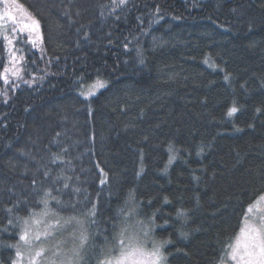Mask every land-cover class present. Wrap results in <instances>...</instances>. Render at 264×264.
Returning a JSON list of instances; mask_svg holds the SVG:
<instances>
[{"label": "trees", "instance_id": "obj_1", "mask_svg": "<svg viewBox=\"0 0 264 264\" xmlns=\"http://www.w3.org/2000/svg\"><path fill=\"white\" fill-rule=\"evenodd\" d=\"M17 3L42 43L5 82L0 37V264L45 193L109 239L134 206L165 264H221L264 194V0Z\"/></svg>", "mask_w": 264, "mask_h": 264}, {"label": "snow or ice", "instance_id": "obj_2", "mask_svg": "<svg viewBox=\"0 0 264 264\" xmlns=\"http://www.w3.org/2000/svg\"><path fill=\"white\" fill-rule=\"evenodd\" d=\"M120 2L124 3L125 0ZM0 3L6 6L4 11L0 12V21L16 20L17 17L11 11L15 7L17 13L27 21L22 25L21 31H27L33 47H38L42 43L39 20L28 13L22 4L17 3V0H0ZM11 31L16 32L17 29L13 27ZM3 39L9 46L12 45V39L7 34L3 35ZM16 60L13 52L11 55L13 67H6L2 74L5 82L8 73L18 76V70L15 68ZM105 86L106 82L97 79L86 93L81 94L87 97L94 94L92 89ZM236 111L237 109L233 107L229 114ZM48 197L49 194L45 193L39 201L43 204L40 212H32L28 218H19L22 220L20 240L27 246L28 264H91L92 260H95L96 264H159L162 259L161 243H172L171 240L160 242L149 236L145 232L144 221L135 218L138 214L134 206L129 209V219L118 224L119 230H114L109 239L105 235L107 229L101 228L99 222L92 218L96 215L95 207L80 213L75 204L56 200L61 208L71 207L76 212L75 215L64 216L50 208ZM52 199L56 198L52 197ZM260 202H264V195L258 198L256 204ZM177 215L179 216L180 213ZM51 220H54V223L49 222ZM92 225L97 226L95 233L89 231ZM152 226L154 225L148 227ZM54 233L62 238L57 240ZM180 234L187 236L183 231ZM96 235L103 237L102 245L95 243ZM41 237L44 239L41 240ZM34 241L40 243L36 244ZM149 241L153 245L151 248L148 247ZM14 247L17 248V256H21L19 245ZM227 258L231 264H264V211H257L254 205H249L243 226L229 245ZM163 259L166 261L167 257L164 255Z\"/></svg>", "mask_w": 264, "mask_h": 264}, {"label": "rangeland", "instance_id": "obj_3", "mask_svg": "<svg viewBox=\"0 0 264 264\" xmlns=\"http://www.w3.org/2000/svg\"><path fill=\"white\" fill-rule=\"evenodd\" d=\"M118 3H121L120 0H110V4L113 5V6H115ZM5 7L6 6L4 4L0 3V12H3L4 9H5ZM11 11H12L13 15L17 17L16 20L4 19L3 21H0V37L3 39V35L4 34H7L9 36V38L12 39V45L11 46H9L8 43H7V41H5L3 39L4 42H5L6 53H7L6 54V64H5L4 69L6 67H9V68L13 67V64L11 63V55L14 52L15 53V56L17 58L16 63H15V68L18 70V76H13L11 73H8L7 74V78L13 79V80H15L17 82L19 81V82H22V83L24 82L25 83V81L22 79V58H23V53L21 51L22 48L20 47L19 44L20 43H25V45H29V46H32V47H33V45L31 44V40H30V37H29L28 32L27 31H21L22 25L25 22H27V21L25 20V18L21 14H18L17 13L15 7H13L11 9ZM13 27H15L17 29L16 32H12L11 31V29ZM34 48L39 49V46L38 47H34ZM3 73H4V71H3ZM97 79L106 82L102 78H96L93 81H91L90 83L81 85L77 89L78 95H80L82 98L87 99V98L93 96L98 90L102 89V88L92 89V91L94 92V94L93 95H90V96H87V97L85 95H82L81 94L82 92H85L86 93L90 89V87L93 84H95V82L97 81ZM258 198L253 203H251L250 205H254L256 207L257 211H264V202H260L259 204H256V201L258 200ZM248 207H247V209H248ZM42 209H43V206H42V208L40 210H38L36 212L38 213ZM247 209H246L245 215L247 214ZM245 215H244V218H245ZM28 217H26V218H28ZM244 218H243L241 227L243 226ZM128 219H129V216L127 215L126 220H128ZM49 222L54 223V220H51ZM144 224H145V232H147L149 236L153 237L151 235L150 227H148V224H146V223H144ZM21 231H22V220L20 222V231H19V234H18V239H17L16 243L13 245V248H14V258H13L11 264H28L29 256H28V252H27V246L24 245V242L20 240ZM239 231H240V229H239ZM239 231L237 232V234L239 233ZM54 235H56V234L54 233ZM142 235H143V233H142ZM61 238L62 237H60L59 235H56V239L57 240H59ZM43 239H44V237H41V240H43ZM34 243L38 244L40 242L39 241H34ZM15 245H19L20 251H21V256H17V248L14 247ZM149 245L151 247L153 246L152 243H151V241H149L148 246ZM227 252H228V250H227ZM227 252H226V257H225L224 261L221 264H231V262L228 261ZM164 264H165V261H164Z\"/></svg>", "mask_w": 264, "mask_h": 264}, {"label": "clouds", "instance_id": "obj_4", "mask_svg": "<svg viewBox=\"0 0 264 264\" xmlns=\"http://www.w3.org/2000/svg\"><path fill=\"white\" fill-rule=\"evenodd\" d=\"M164 240H160V242H163ZM166 244H164V243H161V245H160V254H161V257H162V259L159 261V264H164V259H163V256H164V246H165ZM149 248H151V246L149 245L148 246Z\"/></svg>", "mask_w": 264, "mask_h": 264}]
</instances>
